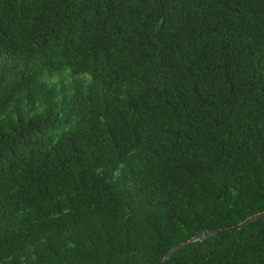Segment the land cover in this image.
Here are the masks:
<instances>
[{"label":"trees","instance_id":"obj_1","mask_svg":"<svg viewBox=\"0 0 264 264\" xmlns=\"http://www.w3.org/2000/svg\"><path fill=\"white\" fill-rule=\"evenodd\" d=\"M262 213L264 0H0V264H264Z\"/></svg>","mask_w":264,"mask_h":264},{"label":"rangeland","instance_id":"obj_2","mask_svg":"<svg viewBox=\"0 0 264 264\" xmlns=\"http://www.w3.org/2000/svg\"><path fill=\"white\" fill-rule=\"evenodd\" d=\"M82 79L88 81L89 76L74 74L70 69L40 76L36 79V84L32 91L35 94L34 97L29 95V92H31L29 88L20 91L10 100L3 117H17L20 114L32 116L37 112L45 111L49 106L43 101L44 98L51 96L53 101H61L69 92L75 91L76 84ZM41 85L45 86L46 91H49L46 95H44Z\"/></svg>","mask_w":264,"mask_h":264},{"label":"water","instance_id":"obj_3","mask_svg":"<svg viewBox=\"0 0 264 264\" xmlns=\"http://www.w3.org/2000/svg\"><path fill=\"white\" fill-rule=\"evenodd\" d=\"M261 216H264V213L259 214V215L256 216V217H261ZM250 222H251V220H247V221H245V222H243V223H241V224H239V225H236V226H234V227H232V228H230V229H236V228L242 227V226H244V225H246V224H248V223H250ZM209 234H210L209 231H205V232H202L201 234H199V236H203V235L207 236V235H209ZM183 245H184V244L179 245V246H176V247H174V248H171V249L167 252V254H166V258L163 260V262H162L161 264H166V262H167V260H168V256H169L171 253H173L176 249H178L179 247H182ZM185 245H186V244H185Z\"/></svg>","mask_w":264,"mask_h":264}]
</instances>
